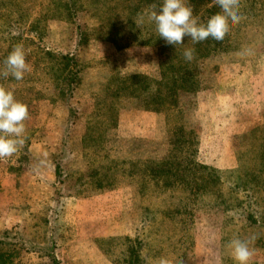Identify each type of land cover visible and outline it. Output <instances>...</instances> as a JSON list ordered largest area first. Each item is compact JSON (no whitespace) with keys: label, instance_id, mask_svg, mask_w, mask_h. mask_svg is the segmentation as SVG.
I'll list each match as a JSON object with an SVG mask.
<instances>
[{"label":"rangeland","instance_id":"374dc122","mask_svg":"<svg viewBox=\"0 0 264 264\" xmlns=\"http://www.w3.org/2000/svg\"><path fill=\"white\" fill-rule=\"evenodd\" d=\"M51 1L0 0V68L17 44L30 65L21 81L0 76L29 110L25 144L0 159V264H234L226 245L235 238L249 242L250 264H264V193L255 224L245 216L255 201L230 188L245 176L235 170L256 169L264 152V0H241L244 18L224 48L202 43L199 90L160 111L149 107L166 86L131 78L161 79L159 47L142 43L155 27L150 7ZM193 5L200 22L219 11L213 0ZM181 134L191 148L178 160L217 172L222 197L191 191L203 174L195 168L185 180H151L149 167L171 159Z\"/></svg>","mask_w":264,"mask_h":264},{"label":"clouds","instance_id":"9594fccd","mask_svg":"<svg viewBox=\"0 0 264 264\" xmlns=\"http://www.w3.org/2000/svg\"><path fill=\"white\" fill-rule=\"evenodd\" d=\"M219 11L212 15L206 23H201L193 14V8L188 0H162L160 5L151 4L146 13L150 23L155 25V31L167 45H181L184 37H190L193 44L201 43L209 38L222 42L230 32L231 26L237 25L244 18L240 13L241 0H213ZM141 28L144 16L136 21ZM250 54L248 52L242 55ZM186 62L195 58V49L186 48L182 53ZM30 65L26 61V53L22 44H17L3 61L0 76L11 77L21 81ZM155 85H153V89ZM29 119L26 104L15 99L14 92L0 85V159L11 158L26 142L25 121ZM234 264H250L253 252L249 242L239 238L232 239L226 245ZM157 264H171L161 257Z\"/></svg>","mask_w":264,"mask_h":264},{"label":"trees","instance_id":"16d2710c","mask_svg":"<svg viewBox=\"0 0 264 264\" xmlns=\"http://www.w3.org/2000/svg\"><path fill=\"white\" fill-rule=\"evenodd\" d=\"M198 0H188L190 5L195 7L193 4H196ZM203 4H209L211 0H199ZM51 4H54L55 1H51ZM57 4H63L61 0L56 1ZM76 3V1H74ZM136 6L140 5V3H144L147 6H150L151 4L155 3L157 5H160L162 3V0H135ZM66 8H68V12L70 14L73 13L72 6L65 4ZM212 9V8H211ZM106 11L109 12V7L106 8ZM194 12V11H193ZM68 13V14H69ZM197 16V15H196ZM128 20L131 21L132 17L129 16ZM201 20V19H200ZM43 22V19H40L39 17L35 18L34 21L31 22L29 30H32L35 35H39L42 27L40 28L41 24ZM207 21H203L201 23H206ZM5 24V23H4ZM9 32V31H8ZM152 35L148 39H144L142 43L147 45H155L159 47L160 55L161 57V79H153L149 80L146 79L147 77L144 75H137L133 76L131 78L135 79L136 77L142 79L141 82L144 83V85H148L149 83H156V85H165L166 89L163 93L161 87H158L155 90V95L152 97V101L155 102V106L149 107L151 110L160 111L162 110L163 106L168 105V107L172 106L171 108H175L174 104L176 106L179 103V97L182 92H195L199 90V81L197 76V65L196 62L198 58L204 56L206 54V50L203 49L202 43L193 44V46L188 45L187 43L190 40V37H184L183 44L177 45L176 47L173 45H167L165 41L162 38H159L155 31V27L153 28ZM18 37H20V33L17 34ZM187 41V43L185 42ZM207 43L215 44L216 48H224L222 47V42H217L211 38L206 40ZM186 43V44H185ZM186 48H194L195 49V58L191 62H186L183 59L182 53L184 49ZM67 79V78H66ZM149 80V81H148ZM130 81V80H129ZM129 85V84H128ZM131 86H133V83H130ZM73 90L68 89V93H70ZM174 106V107H173ZM180 131L185 132L183 125H179L178 128ZM186 133V132H185ZM172 143V156L171 159L168 161H162V162H155L152 166L149 167L150 170V176L152 177L151 180H155V182H162L163 184L167 183H174L175 180H185L187 174L189 175L191 170L195 168V171L201 174L202 176L199 177L198 181H196L197 187H192L191 191L195 192H203V193H213L217 194V197L221 196V190H223V186L225 185V179H223L217 172L215 171H208L206 172V175H204L205 172H200V169L203 170L201 165L198 164L197 160H191L190 162H185L183 160L179 161V151H181V154L184 153L190 146V140L186 135L181 134L178 139H171ZM194 150V149H193ZM195 151V150H194ZM186 154L189 156V151H186ZM187 158V156L183 157ZM257 160L259 161V166L256 169L250 170V169H244L242 166L239 167V169H236L235 171H244L245 176L243 180H240L239 183L232 185L231 191L233 192L235 188L242 189L243 192H248L249 194L246 195L248 200V207L251 201H255L256 207L253 208V210H249V213H245L246 220L250 221V223L255 224L258 222L257 215L259 213H256L258 207L260 204H258V200H254L255 196L257 194L264 193V152L261 153V156L257 157ZM57 174L60 175L61 173V164L58 163L56 166ZM179 178V179H178ZM242 181V182H241ZM158 185V184H157ZM190 185V184H189ZM234 188V189H233ZM234 193V192H233ZM236 193V192H235ZM222 199V198H221ZM238 202H243L242 200L236 198ZM219 203H225L223 200L221 202L218 200ZM229 207V205H228ZM253 211V212H252ZM251 212V213H250Z\"/></svg>","mask_w":264,"mask_h":264}]
</instances>
